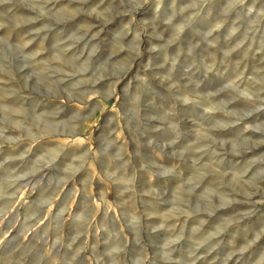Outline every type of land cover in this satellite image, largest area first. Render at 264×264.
<instances>
[{
    "label": "rangeland",
    "instance_id": "rangeland-1",
    "mask_svg": "<svg viewBox=\"0 0 264 264\" xmlns=\"http://www.w3.org/2000/svg\"><path fill=\"white\" fill-rule=\"evenodd\" d=\"M0 264H264V0H0Z\"/></svg>",
    "mask_w": 264,
    "mask_h": 264
}]
</instances>
